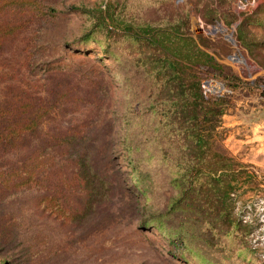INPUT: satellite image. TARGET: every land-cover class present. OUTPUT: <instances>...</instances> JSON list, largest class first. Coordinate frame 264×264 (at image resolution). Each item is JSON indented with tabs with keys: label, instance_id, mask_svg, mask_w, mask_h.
I'll use <instances>...</instances> for the list:
<instances>
[{
	"label": "rangeland",
	"instance_id": "1",
	"mask_svg": "<svg viewBox=\"0 0 264 264\" xmlns=\"http://www.w3.org/2000/svg\"><path fill=\"white\" fill-rule=\"evenodd\" d=\"M164 55L221 111L192 187L187 124L157 103ZM37 106L0 172L38 155L63 199L0 195V264H264V171L227 140L264 120V0H0V127Z\"/></svg>",
	"mask_w": 264,
	"mask_h": 264
},
{
	"label": "trees",
	"instance_id": "2",
	"mask_svg": "<svg viewBox=\"0 0 264 264\" xmlns=\"http://www.w3.org/2000/svg\"><path fill=\"white\" fill-rule=\"evenodd\" d=\"M56 8L57 7L55 6L49 5L51 11H55ZM158 58L160 65H158V68L153 71L158 72L156 78L163 82V94L157 103L159 102L161 104V110L166 113L168 118L171 115H174V117L170 118L167 122L168 130L170 132L174 131V127L178 126L183 128V124H187V139L184 141V145L191 142L187 147V155L189 158L184 167V172L180 169L179 172L184 177L180 179L187 180L192 187L195 183L196 174H198V169H195V159L197 156L199 157L201 154H205L206 150L203 148H208L210 134L215 127V124L211 123L214 120V116L209 114L211 112L214 114L221 111L215 109L218 101L207 98L198 81L189 78L187 74L185 76L189 81H176L179 79L180 75V70L176 66V64H179L177 59L173 60L165 55L164 57L158 56ZM121 74L123 75V73ZM165 90L171 95H169V100H167V97L163 98ZM172 95H175V97ZM38 107L39 106H37L36 109L28 111L27 116L21 118L16 123H12L10 126L6 125L0 127V146H3L2 148L0 147V153L18 148L19 140L25 138L26 133L36 132V135H38L37 132L43 120V115L39 113ZM201 111L203 112L202 114H200ZM180 119H183L181 123H179ZM202 121L209 122V129L206 136L205 133L202 132V127L200 126ZM126 137L127 135L124 134V141ZM180 148L181 147L179 146L174 149L175 162H177L175 163V166L178 168L182 165V162L179 161ZM193 154H196L197 156ZM125 155L126 157H129V151H126ZM37 159L38 155L36 156V170L33 169L35 167V164H32L33 157L30 156L21 165L15 164L10 167L9 170L0 172V195L5 194L7 191L19 192L24 186H26L27 190L37 189L41 191L37 199V205L41 211H48L52 209L51 207H53V204L59 205V201L63 199V191L59 186L52 185L53 187H51L50 185H45L46 183L44 179L47 177L40 175ZM130 159L131 158H129V160ZM216 171L217 175H215V178L217 181L221 182V176L227 174L226 169H217ZM180 185L182 184L180 183ZM144 190L146 193V187H144ZM65 213L66 212L64 211V214Z\"/></svg>",
	"mask_w": 264,
	"mask_h": 264
},
{
	"label": "crops",
	"instance_id": "3",
	"mask_svg": "<svg viewBox=\"0 0 264 264\" xmlns=\"http://www.w3.org/2000/svg\"><path fill=\"white\" fill-rule=\"evenodd\" d=\"M261 112L264 113V111ZM253 124L256 127L252 134L238 136L231 132L232 135L227 140L232 152L239 155L242 160L256 165L258 170L264 171V120L258 119Z\"/></svg>",
	"mask_w": 264,
	"mask_h": 264
}]
</instances>
